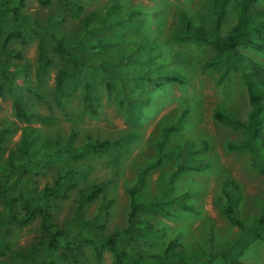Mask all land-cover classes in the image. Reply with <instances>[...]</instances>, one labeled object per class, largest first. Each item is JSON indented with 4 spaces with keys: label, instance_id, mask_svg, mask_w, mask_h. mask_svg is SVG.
I'll return each mask as SVG.
<instances>
[{
    "label": "rangeland",
    "instance_id": "374dc122",
    "mask_svg": "<svg viewBox=\"0 0 264 264\" xmlns=\"http://www.w3.org/2000/svg\"><path fill=\"white\" fill-rule=\"evenodd\" d=\"M84 7L79 16L70 14V5L60 0H51L47 5L37 0H27L24 8L30 27L42 28L44 32H57L67 42L77 44L107 37L111 44L92 50L85 44L78 46V53L88 63L87 78L96 86L100 103L97 114H91L83 104V78L74 69L73 78L68 83L70 96L65 109L56 107L53 100L54 76L62 63V58L53 54L54 66L43 83L35 78L38 64V39L25 35L14 39L11 47L23 52L24 60L10 59L11 62L26 63L28 72L22 74L15 83L23 104L36 117L28 122L15 116L14 100L17 91L6 87L0 97V126L6 129L0 143V165L7 166L10 153L18 156L22 129L32 126L38 138L45 146L51 147L53 141L61 139L74 131L76 137L71 141L73 148L85 143L87 138L116 140L122 135L132 134L121 141L114 149L90 151L80 158L61 155L53 158L44 175L35 177L38 181L36 193L45 185H52L61 171L67 166L79 169L73 176L75 185L69 188L65 198H54L55 221L62 228H68L74 220L79 192L93 182L107 178L111 183L92 202L85 204L80 218L91 219L102 197L113 199L109 207V216L105 233L120 230L127 225V213L130 209L129 187L135 182L137 170L153 160L157 155L156 140L161 137L162 129L177 121L180 113L185 116L180 128L167 134L164 144L173 150L184 140L200 142L205 140L208 148L194 154L193 158H204L208 166L201 170H185L171 183L168 197L180 196L185 203L191 204L194 211H179L177 216H167L149 207L143 208L137 219L149 221L161 228V232H143L136 234L135 249L146 256L160 254L166 244L173 240L185 245L187 253L190 245L197 243L206 251H216L225 243L237 240L241 230L231 224L222 213L225 200L222 194V181L226 177L234 178L241 188L239 212L245 224L253 226L264 210V175L260 174L252 162L248 150H228L225 143L238 140L239 131L215 121L212 110L220 105L237 117L245 118L249 101L245 86L237 72H230L218 82L215 72L204 67L214 50L206 44L195 41L178 42L170 34L180 26L179 13L186 12L193 26L203 25L210 28L213 20L212 0H82ZM264 5V0H258ZM90 17V31L84 34L83 18ZM123 22L116 24L118 21ZM236 21L231 11L222 32L225 33ZM110 24H114L110 27ZM49 47L53 40L47 34ZM264 64V52L254 49H241ZM5 58V57H2ZM104 67L101 69L100 67ZM149 70L150 73H177L184 82L162 81L160 83L133 79ZM111 79V88L107 90L106 81ZM0 80L3 75L0 73ZM25 84L42 91L46 98L39 100L25 89ZM123 90L146 99L136 103L139 115H130L122 101ZM136 115L139 119L136 121ZM51 116V124L42 118ZM177 157L168 155L163 162L151 169L140 189V198L147 200L163 191L162 175H168L175 169ZM4 207L0 198V215ZM23 212L16 208L15 222L7 236L9 251L0 254V262L17 261L16 264H43L41 252L29 258V254L42 241L43 233L39 227V218L20 225L18 219ZM78 232V233H76ZM69 237L78 248L67 252L69 259L78 264H119V261L103 243L96 245L81 241L83 234L96 232L93 226L79 229ZM229 249V248H228ZM232 250V249H231ZM233 252L244 264H264V238L248 241ZM23 257L27 258L26 260ZM23 260V261H20ZM215 264H224L221 262Z\"/></svg>",
    "mask_w": 264,
    "mask_h": 264
},
{
    "label": "trees",
    "instance_id": "16d2710c",
    "mask_svg": "<svg viewBox=\"0 0 264 264\" xmlns=\"http://www.w3.org/2000/svg\"><path fill=\"white\" fill-rule=\"evenodd\" d=\"M42 5H47L51 0H37ZM70 5V14L73 17L79 16L83 9L82 0H60ZM258 0H212L213 20L209 29L203 25L194 27L190 16L181 11L179 13L180 26L170 34L174 41H195L206 44L214 50L211 57L204 62V67L215 72V79L222 82L230 72H237L245 86L249 101V109L245 118L237 117L217 105L212 110V117L215 121L239 131L241 137L238 140H229L225 143L228 150H248L252 162L258 172L264 175V64L255 60L252 56L242 52L241 49H254L264 52V5H259ZM27 0H0V73L3 81L0 80V97L6 87L17 91L14 100L15 116L20 121L28 122L36 115L24 106L19 90L15 83L19 82L22 74H26L27 64L23 62H11L9 58L23 61V52L12 48L11 42L14 39L24 38L25 35L36 36L38 39V64L35 69V78L43 83L54 66L53 54L62 58V63L54 76L53 100L60 110L65 109V102L70 96L68 83L73 78V71L76 69L83 78L82 101L88 111L97 114L100 96L96 86L87 78L89 66L95 65L86 62L78 53V46L85 44L92 50H98L110 45L112 42L107 37L94 41H81L77 44L67 42L57 32H44L42 28L30 27L28 16L24 11ZM231 11L236 15L235 23L225 32L222 27L225 25ZM123 22V19L116 24ZM113 27L114 24H110ZM84 34L90 31V17L82 20ZM53 40L49 47L47 34ZM5 57V58H2ZM104 69V67H100ZM133 77L148 82L160 83L162 81L184 82V79L177 73L159 72L152 74L149 70ZM111 79L106 81V88L110 90ZM25 89L39 100H45V94L28 84ZM145 102L146 99L123 90L121 102L126 104V110L130 115H139L136 103ZM1 108V103H0ZM136 115V121L139 117ZM185 116V111L180 113L176 122L164 126L161 137L156 140V157L137 170L135 182L129 187L130 209L127 213V225L120 230L105 233L109 216V207L113 199L102 197L95 215L89 220L80 218L81 211L85 204L94 201L102 191L111 183L107 178L93 182L91 185L79 192L74 220L68 228H62L55 221V204L53 199L65 198L69 188L75 185L73 176L79 171L72 167H65L60 172L52 185L45 184L38 193L36 189L38 181L35 177L44 175L49 162L58 156L80 158L90 151H102L116 148L123 139L130 136L128 132L116 140L87 138L85 143L78 148L71 146V141L76 133L71 131L66 138L57 137L51 147L45 146L38 138L37 131L30 125L22 129L19 145V155L10 153L7 166L0 165V198L4 207V214L0 215V254L8 253L9 244L7 236L16 216V208L20 207L23 214L18 219L20 225L30 223L34 218H39V227L43 238L39 246H36L29 254L33 258L41 252L43 264H78L77 260L69 259L67 252L77 249L79 246L69 240L73 232L88 226H93L96 232L83 234L81 241L89 242L95 250L99 243L105 244L119 261V264H244L233 252L245 245L248 241L256 238H264V210L255 220L253 226L245 224L239 212V201L241 198L240 184L231 177L222 181V194L225 197L222 213L227 220L240 228L241 232L236 241L225 243L224 247L216 251H206L197 243L190 245V253H187L185 245L170 240L162 253L146 256L139 253L135 247L136 234L143 232H161L159 226L149 221H139V212L149 207L160 211L167 216H177L179 211H194L191 204L185 203L180 196L168 197L166 194L171 189V183L185 170H201L208 166L204 158H193L198 152L205 151L208 143L205 140L192 142L184 140L173 150L168 149L164 140L168 133L177 131L180 122ZM46 124H51V116L42 118ZM6 129L0 126V143ZM1 150V146H0ZM170 154L177 157L175 169L168 175H162L161 181L164 186L160 195L143 200L140 198V189L144 183L147 173L159 166ZM78 233V232H76ZM229 248V249H228ZM24 260L27 258L23 257ZM23 261V260H20ZM17 261L0 262V264H16Z\"/></svg>",
    "mask_w": 264,
    "mask_h": 264
}]
</instances>
